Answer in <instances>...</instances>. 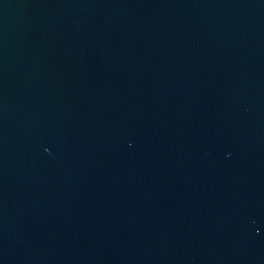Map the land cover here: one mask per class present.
<instances>
[{
    "label": "water",
    "instance_id": "obj_1",
    "mask_svg": "<svg viewBox=\"0 0 264 264\" xmlns=\"http://www.w3.org/2000/svg\"><path fill=\"white\" fill-rule=\"evenodd\" d=\"M0 264H264V0H0Z\"/></svg>",
    "mask_w": 264,
    "mask_h": 264
}]
</instances>
